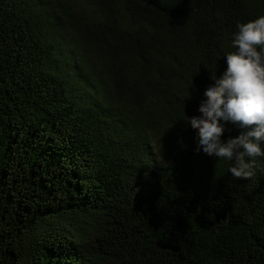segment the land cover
Returning a JSON list of instances; mask_svg holds the SVG:
<instances>
[{
	"label": "trees",
	"instance_id": "trees-1",
	"mask_svg": "<svg viewBox=\"0 0 264 264\" xmlns=\"http://www.w3.org/2000/svg\"><path fill=\"white\" fill-rule=\"evenodd\" d=\"M86 1L0 0V264H264V172L184 120L264 0Z\"/></svg>",
	"mask_w": 264,
	"mask_h": 264
},
{
	"label": "clouds",
	"instance_id": "clouds-1",
	"mask_svg": "<svg viewBox=\"0 0 264 264\" xmlns=\"http://www.w3.org/2000/svg\"><path fill=\"white\" fill-rule=\"evenodd\" d=\"M231 47L224 71L212 72L198 114L184 112V120L195 130L198 152L227 162L234 178L248 180L264 172V14L237 21ZM229 125L239 133L225 138Z\"/></svg>",
	"mask_w": 264,
	"mask_h": 264
},
{
	"label": "rangeland",
	"instance_id": "rangeland-1",
	"mask_svg": "<svg viewBox=\"0 0 264 264\" xmlns=\"http://www.w3.org/2000/svg\"><path fill=\"white\" fill-rule=\"evenodd\" d=\"M75 1H76V2H79L80 5L83 4V5L85 6V8L90 9L89 4L87 3L86 0H75Z\"/></svg>",
	"mask_w": 264,
	"mask_h": 264
}]
</instances>
